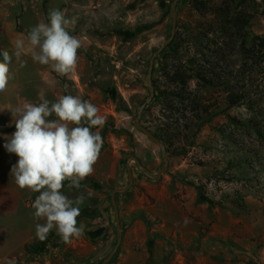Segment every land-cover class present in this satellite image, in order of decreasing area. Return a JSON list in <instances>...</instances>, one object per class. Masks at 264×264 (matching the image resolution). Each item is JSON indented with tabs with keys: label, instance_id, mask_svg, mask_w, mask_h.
Returning a JSON list of instances; mask_svg holds the SVG:
<instances>
[{
	"label": "rangeland",
	"instance_id": "obj_1",
	"mask_svg": "<svg viewBox=\"0 0 264 264\" xmlns=\"http://www.w3.org/2000/svg\"><path fill=\"white\" fill-rule=\"evenodd\" d=\"M203 1L178 0L175 36L148 84L151 59L173 34L175 0H0V52L11 56L0 92V163L19 159L5 147L18 118L12 111L40 103L41 91L50 102L61 95L90 101L104 119L92 129L103 138L93 173L78 189L68 180L62 188L69 199L85 196L77 218L84 233L70 243L52 230L43 252L28 249L44 223L31 207L39 193L19 188L11 169L0 167V264H101L108 257L119 240L112 192L131 180L129 157L152 174L166 163L161 144L136 125L140 112L154 132L179 119L188 135L166 145L169 163L158 179L131 161L134 183L117 194L123 240L108 264H264V0H233L229 12L214 9L224 0ZM53 9L81 42L66 76L34 62L27 40ZM239 14L246 25L237 31ZM17 39L24 40L19 58ZM176 66L191 76L189 89H179L184 101L168 75ZM150 85L155 96L141 110Z\"/></svg>",
	"mask_w": 264,
	"mask_h": 264
},
{
	"label": "clouds",
	"instance_id": "obj_2",
	"mask_svg": "<svg viewBox=\"0 0 264 264\" xmlns=\"http://www.w3.org/2000/svg\"><path fill=\"white\" fill-rule=\"evenodd\" d=\"M49 23L39 22L27 33L34 62L51 65L58 74L66 76L75 71L77 51L81 42L72 36L66 25L70 23L60 10H50ZM17 58L24 49V40L13 42ZM38 49V51L36 50ZM0 92L8 84L11 56L0 52ZM40 103L24 102L13 111L15 131L7 138L5 147L18 156L11 169L16 185L39 193L31 203L34 217L44 220L36 224V237L43 241L55 230L64 243L83 235L85 226H78L81 205L85 196L69 199L62 192L64 181L79 188L93 171L103 138L92 129L104 124L99 109L90 101L72 95H61L54 102L39 93ZM54 117V119H50ZM89 196L91 193L88 194Z\"/></svg>",
	"mask_w": 264,
	"mask_h": 264
},
{
	"label": "trees",
	"instance_id": "obj_3",
	"mask_svg": "<svg viewBox=\"0 0 264 264\" xmlns=\"http://www.w3.org/2000/svg\"><path fill=\"white\" fill-rule=\"evenodd\" d=\"M199 5L203 4V0H197ZM233 0H224L223 4L215 7L214 9L217 11L224 10L227 8V12H229L231 3ZM245 17L242 16V14L238 15L237 18H235V25L237 26V31H240L244 29L246 22ZM243 44H245V39L242 40ZM177 51V50H174ZM168 75L170 77V81L175 84L176 86L173 88V93L180 97L183 101L187 99L188 97L183 94V92H180L179 89L182 90H188L189 89V78L191 77L190 74L185 70L184 68L180 66H176L173 68V70H169ZM106 91L110 92L113 97H118L117 89L114 86H108L105 88ZM199 109V112L202 111H209V108L207 106ZM177 118V117H175ZM159 127L157 131H155V134L166 144V145H172L175 143L176 138H182L181 135H188V130L185 129V124L180 123L179 119L176 122H169V125L165 128V126H161L159 124ZM180 140V139H179ZM50 235L48 234L47 238L43 241L37 240L34 243L27 244L28 249L33 253H41L46 248L48 241L50 240Z\"/></svg>",
	"mask_w": 264,
	"mask_h": 264
},
{
	"label": "water",
	"instance_id": "obj_4",
	"mask_svg": "<svg viewBox=\"0 0 264 264\" xmlns=\"http://www.w3.org/2000/svg\"><path fill=\"white\" fill-rule=\"evenodd\" d=\"M177 4H178V0H175L174 2V26H173V34L172 36L161 46V48H159V50L153 55L152 59H151V66L149 69V78L147 83L149 84L150 80L153 77V71H154V64H155V59L157 57V55L163 50V48L165 46H167L172 39L175 36V32H176V28H177ZM150 90H151V94L148 96V98L146 99V101L142 104L141 106V110H143L154 98L155 96V88L150 85ZM141 115L142 112H140L139 116L136 118L135 123L138 127H140L143 131H145L153 140H155L156 142H158L159 144H161L162 149H163V154H164V158L166 163L164 164V166L161 168L160 172L158 174H152L149 172V170L147 169V167L142 163V160L137 156V155H131L129 157L128 160V166H129V172H130V182L122 187V188H115L112 192V200L115 206V211L117 214V220H118V233H119V240H118V244L115 246V248L112 250V252H110V254L108 255V257L101 263V264H108V262L114 257V255L116 254V252L118 251L120 244L122 243L123 240V229H122V222H121V214H120V209L118 206V201H117V194L119 192H124L127 191L134 183V172L133 169L131 167V161L133 159H136V161L138 162L139 166L144 170V172H146L149 176L153 177V178H160L163 175V172L165 171V169L168 166L169 163V158L167 156V146L166 144L155 134V132L153 130H151V128H149L147 125H145L142 121H141Z\"/></svg>",
	"mask_w": 264,
	"mask_h": 264
},
{
	"label": "crops",
	"instance_id": "obj_5",
	"mask_svg": "<svg viewBox=\"0 0 264 264\" xmlns=\"http://www.w3.org/2000/svg\"><path fill=\"white\" fill-rule=\"evenodd\" d=\"M9 161H15L14 156H10V159H6V161L4 160L2 163H0V167L6 169H12L13 166L11 163H8Z\"/></svg>",
	"mask_w": 264,
	"mask_h": 264
},
{
	"label": "bare ground",
	"instance_id": "obj_6",
	"mask_svg": "<svg viewBox=\"0 0 264 264\" xmlns=\"http://www.w3.org/2000/svg\"><path fill=\"white\" fill-rule=\"evenodd\" d=\"M14 154V153H13Z\"/></svg>",
	"mask_w": 264,
	"mask_h": 264
}]
</instances>
